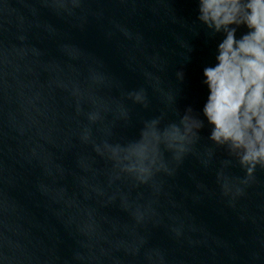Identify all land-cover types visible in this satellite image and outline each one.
<instances>
[{
  "label": "clouds",
  "instance_id": "9594fccd",
  "mask_svg": "<svg viewBox=\"0 0 264 264\" xmlns=\"http://www.w3.org/2000/svg\"><path fill=\"white\" fill-rule=\"evenodd\" d=\"M198 4L197 19L225 37L218 45L217 63L203 70L209 90L203 114L213 126L209 139L238 160L246 173L241 183H247L257 166L264 169V0H198ZM241 27L247 32L237 39ZM157 124L159 120L146 124L139 139L123 149L124 170L142 183H147L158 162L156 170L167 171L161 145L179 162L189 151L193 128L203 127L202 121L188 115L180 125L169 124L162 131ZM221 179L227 195L231 191L228 179ZM240 191L237 188L236 194Z\"/></svg>",
  "mask_w": 264,
  "mask_h": 264
}]
</instances>
